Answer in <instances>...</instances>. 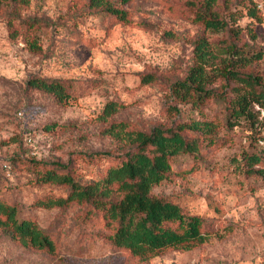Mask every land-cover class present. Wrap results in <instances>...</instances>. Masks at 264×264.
Here are the masks:
<instances>
[{"label":"rangeland","instance_id":"obj_1","mask_svg":"<svg viewBox=\"0 0 264 264\" xmlns=\"http://www.w3.org/2000/svg\"><path fill=\"white\" fill-rule=\"evenodd\" d=\"M28 1L12 15L15 38L7 27L10 7L0 12V199L34 219L57 250H29L0 233V264H264V184L242 174L234 162L253 147L252 133L264 135V109L254 105L251 116L231 114L246 87L218 72L234 66L236 56L228 49L237 45L252 58L237 70L264 86V0H254L261 22L236 14L233 26L250 25L255 35L242 32L237 41L225 31L204 30L178 0H134L124 6L129 24L87 9L86 0ZM24 20H36L39 28L26 30ZM200 39L211 53L205 70L213 76L206 88L222 99L197 110L179 104L171 87L194 65ZM146 75L153 82L142 83ZM32 77L70 82L71 98L60 104L29 89ZM111 101L124 108L104 122L99 115ZM192 120L210 125L187 135L198 142L197 152L176 156L170 178L152 192L206 221L210 236L203 244L140 260L108 242L98 220L83 218V206H31L40 197L67 193L63 186L36 183L31 159L69 163L75 179L86 182L109 163L99 158L90 163L83 156H115L126 149L104 133L110 123L148 131Z\"/></svg>","mask_w":264,"mask_h":264},{"label":"trees","instance_id":"obj_2","mask_svg":"<svg viewBox=\"0 0 264 264\" xmlns=\"http://www.w3.org/2000/svg\"><path fill=\"white\" fill-rule=\"evenodd\" d=\"M132 1L86 0L85 7L103 11L118 22L129 24L131 21L124 6ZM178 1L191 14L192 21L204 30L225 31L234 41L239 40L242 32L251 38L255 36L250 25L238 28L233 26L237 20L236 14L257 23L262 20L254 0ZM28 4V0H0V12L5 6L10 7L9 17L12 20L7 21L10 38L17 35L13 29L15 18L12 15ZM21 25L26 30L39 28L36 20H24ZM194 49V65L182 81H177L171 87V92L179 104L190 105L198 110L206 101H220L222 97L206 88L211 84L213 76L205 70V64L211 56L207 42L204 39L197 40ZM228 50L236 56L233 61L235 64L218 72L222 77H231L246 87L244 94L239 93V97L234 100L229 112L237 117L251 116L250 110L254 105L264 109V86L255 77L237 70L247 66L252 58H247L237 45L231 44ZM153 78L146 75L141 78V82L148 84L153 82ZM26 86L52 96L60 104L71 98V84L65 80L32 77L27 80ZM123 108L120 103L108 102L102 108L99 118L106 122ZM259 111L255 116L259 115ZM209 127L206 123L192 120L174 122L166 127L157 125L142 131L133 129L126 122L110 123L104 133L126 149L115 156L108 152L83 156L90 163L94 162V158L109 163L91 180H76L69 163H47L41 159H31L30 165L36 171V183L67 188L65 197H40L31 206L46 209L64 208L72 204L83 206V218L98 220L108 242L130 257L140 260H148L166 251L197 247L210 236L206 221L185 212L167 198L154 195L152 189L170 178L173 172L171 164L176 156L197 152L198 142L194 137L188 138L189 132ZM259 141L263 145H258ZM252 144L253 147L241 152L234 162L242 174L256 177L264 184V135L252 133ZM0 233L29 250L48 254L57 250L56 241L46 230L34 219L21 216L19 208L2 199Z\"/></svg>","mask_w":264,"mask_h":264}]
</instances>
